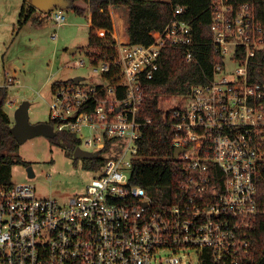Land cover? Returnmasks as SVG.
Instances as JSON below:
<instances>
[{"label":"built area","instance_id":"1","mask_svg":"<svg viewBox=\"0 0 264 264\" xmlns=\"http://www.w3.org/2000/svg\"><path fill=\"white\" fill-rule=\"evenodd\" d=\"M259 1L210 0L212 73L160 103L175 147L185 149L175 157L185 171L167 203H156L131 177L134 160L144 157L143 126L152 122L139 119L143 79L159 69L165 47H184L189 62L197 59L193 24L181 17L188 6L177 5L148 44L131 42L123 22L113 21L116 57L92 60V83L73 78L51 87L49 121L88 151L100 154L110 141L106 161L91 168L84 192L65 202L38 196L31 182L0 184V264H183L180 252H195L198 264H264V79L253 59L264 51ZM48 16L66 22L62 9ZM6 81L0 86L18 80Z\"/></svg>","mask_w":264,"mask_h":264},{"label":"trees","instance_id":"2","mask_svg":"<svg viewBox=\"0 0 264 264\" xmlns=\"http://www.w3.org/2000/svg\"><path fill=\"white\" fill-rule=\"evenodd\" d=\"M72 9L78 14L84 15L87 10L92 13L89 44L99 48L95 52L96 61L114 60L116 57L115 39L111 35L114 30L112 7H125L128 11L127 33L133 43H151V32L161 30L174 17V9L177 5H187V12L182 18L192 22L195 38L198 45L195 46L197 59L189 62L184 47H165L160 57L159 69L152 78L143 79V88L146 92L144 103L139 113V119L152 122L143 126V135L139 139V154L142 159H135L131 182L147 189L156 203L170 202L178 188L179 181L184 174V162L175 158L174 127L164 118V111L160 108L161 99L173 94L187 93L193 84L202 82L211 75L213 64L216 61L210 45L211 41V11L210 0H71ZM84 2L85 4H82ZM258 19L264 25V0H260L257 6ZM45 20L33 5L24 3L19 27L32 21L41 23ZM99 29H106L104 36H100ZM255 68L260 69V78L264 79V51L257 53L253 58ZM118 69L114 70L117 73ZM54 82L51 87H54ZM9 97L8 86H0V184L12 185V169L16 163L29 166L30 163L19 155L20 143L15 138L11 128L12 119L5 110ZM52 141L62 139L72 150L81 143V140L73 133L57 132ZM89 158L90 168H98L106 158L101 156L110 146ZM258 199L264 209V163L260 166L258 174ZM259 239L264 241V214L261 216V224L258 228Z\"/></svg>","mask_w":264,"mask_h":264},{"label":"rangeland","instance_id":"3","mask_svg":"<svg viewBox=\"0 0 264 264\" xmlns=\"http://www.w3.org/2000/svg\"><path fill=\"white\" fill-rule=\"evenodd\" d=\"M24 0H0V85L15 76L17 82L8 86L9 97L5 105L15 123L18 107L29 101L31 123L50 121L51 85L56 81L71 80L80 76L84 83H92L97 78L92 60L99 48L89 44L91 19L89 10L84 15L65 5L54 7L66 13V22L57 23L49 17L53 9L47 10L41 23L32 21L19 27V18ZM82 4H85L82 2ZM113 21L127 25L128 11L125 7H112ZM100 31L99 34H103ZM76 48V51H70ZM78 60H85L83 66ZM161 103L166 105L164 97ZM85 148V144L81 145ZM19 155L30 163L35 173L28 175V166L16 163L12 169L14 183L31 182L41 197H53L61 202L84 192L87 183L94 176L87 158H76L74 150L62 139L52 141L44 135L29 138L20 143ZM167 251L162 255L166 256ZM183 264H198L195 252L191 256L178 253Z\"/></svg>","mask_w":264,"mask_h":264},{"label":"water","instance_id":"4","mask_svg":"<svg viewBox=\"0 0 264 264\" xmlns=\"http://www.w3.org/2000/svg\"><path fill=\"white\" fill-rule=\"evenodd\" d=\"M70 51H76V48H71ZM82 77L76 76L74 77V81L78 83ZM30 102L24 101L16 110L15 113V123L13 124L11 130L18 140L19 143H23L27 141L29 138L44 135L46 137H53L57 134L54 130V126L50 122H39V123H31L30 122V114H29ZM185 149L181 147H175L174 155L178 157L182 151ZM97 153L88 151L86 149L77 146L74 151V155L76 158H93ZM28 175L33 177L35 175L32 166H28Z\"/></svg>","mask_w":264,"mask_h":264},{"label":"crops","instance_id":"5","mask_svg":"<svg viewBox=\"0 0 264 264\" xmlns=\"http://www.w3.org/2000/svg\"><path fill=\"white\" fill-rule=\"evenodd\" d=\"M24 1L30 5H33L37 10V12L41 15L42 13L45 14L47 10L53 9L54 7H59V5H65L70 7L72 4L71 0H24ZM88 16L90 17V19H92V13L89 12Z\"/></svg>","mask_w":264,"mask_h":264}]
</instances>
